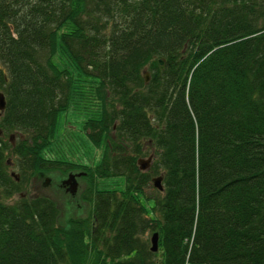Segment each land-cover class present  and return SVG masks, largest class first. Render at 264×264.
Wrapping results in <instances>:
<instances>
[{
  "label": "trees",
  "instance_id": "16d2710c",
  "mask_svg": "<svg viewBox=\"0 0 264 264\" xmlns=\"http://www.w3.org/2000/svg\"><path fill=\"white\" fill-rule=\"evenodd\" d=\"M0 90V195L81 168L90 203L0 199V264H264V0H0ZM67 110L93 165L43 153Z\"/></svg>",
  "mask_w": 264,
  "mask_h": 264
},
{
  "label": "rangeland",
  "instance_id": "374dc122",
  "mask_svg": "<svg viewBox=\"0 0 264 264\" xmlns=\"http://www.w3.org/2000/svg\"><path fill=\"white\" fill-rule=\"evenodd\" d=\"M84 116L76 114L74 111L62 112L58 114L57 129L55 136L51 139L50 144L45 148L43 153L52 159H61L73 161L83 165H93L101 153V146H94L86 137L83 127ZM146 155L143 156L145 158ZM13 170L17 173L14 164L7 166V171ZM78 170H81L78 169ZM67 172V171H66ZM66 172L60 169H49L37 171L34 174L22 179L17 189L9 195H0L3 202H13L19 196H31L44 194L49 196L59 210V218L64 219L67 216L86 215L89 212L90 203L82 198L85 194L84 188L87 181L83 175L77 177V187L74 193H70L59 185L61 178L66 177ZM48 178L45 182L44 179ZM123 183L121 175L108 176L106 178L96 177L95 186L97 187H117L120 188ZM151 213V198H141ZM151 232H149L148 238Z\"/></svg>",
  "mask_w": 264,
  "mask_h": 264
},
{
  "label": "water",
  "instance_id": "95a60500",
  "mask_svg": "<svg viewBox=\"0 0 264 264\" xmlns=\"http://www.w3.org/2000/svg\"><path fill=\"white\" fill-rule=\"evenodd\" d=\"M157 61L159 62L160 66L162 67V60L160 58L157 59ZM147 77H148V73L145 71L144 72V80L146 81L147 80ZM5 106V96H4V93L0 90V114L2 113L3 111V108ZM10 138V136H9ZM151 153L143 158V157H139L137 158V163H138V166L140 169H145L148 165H149V161L151 159ZM9 174L14 176V178L17 180L18 179V175L15 171L13 170H10L9 171ZM79 175V172L78 173H68L67 176L61 180V184L63 186H65V189L70 192V193H74L75 190H76V184H77V181L75 179V176ZM161 177L162 175L161 174H157L155 176H152L151 177V181H152V184L154 187H156L157 189L161 190L162 189V185H161ZM48 180V178H45L44 181L46 182ZM157 232L154 231L150 234L149 236V248L151 250H156L157 248Z\"/></svg>",
  "mask_w": 264,
  "mask_h": 264
},
{
  "label": "flooded vegetation",
  "instance_id": "af4514ba",
  "mask_svg": "<svg viewBox=\"0 0 264 264\" xmlns=\"http://www.w3.org/2000/svg\"><path fill=\"white\" fill-rule=\"evenodd\" d=\"M9 139H11V142L13 141L12 136H10ZM65 172H66V171H65ZM70 172H71V173H78V172H79V175H80V176L84 175V173H85L84 171H81V170H71V169H70V170H67V172H66L65 175L67 176V174L70 173ZM79 175L75 176L76 181H77V177H78ZM62 179H63V178L60 179V181H59V185L62 186V187L64 188V190H66V189H65V186H63V185L60 183ZM76 185H77V184H76ZM76 187H77V186H76ZM66 191H67V190H66Z\"/></svg>",
  "mask_w": 264,
  "mask_h": 264
},
{
  "label": "built area",
  "instance_id": "2783aa9c",
  "mask_svg": "<svg viewBox=\"0 0 264 264\" xmlns=\"http://www.w3.org/2000/svg\"><path fill=\"white\" fill-rule=\"evenodd\" d=\"M183 264H192V263H189V262L185 261Z\"/></svg>",
  "mask_w": 264,
  "mask_h": 264
}]
</instances>
